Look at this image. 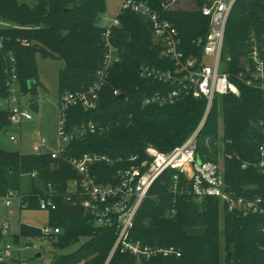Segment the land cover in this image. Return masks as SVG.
<instances>
[{
	"label": "trees",
	"instance_id": "obj_1",
	"mask_svg": "<svg viewBox=\"0 0 264 264\" xmlns=\"http://www.w3.org/2000/svg\"><path fill=\"white\" fill-rule=\"evenodd\" d=\"M162 1L149 0L177 27L182 50L200 57L202 46L198 39L205 37L210 28V19L201 9L211 0H191L194 9L170 11L160 8ZM105 10V0H0V18L13 24L11 28H0L3 44L0 93H7L12 58L23 93L34 92L36 86L42 85L38 56L65 63L58 75L59 101L66 93L87 91L103 66L104 29L97 22ZM120 19L121 26L115 29L113 42L122 60L111 68L96 106L75 105L66 114L68 130L89 122L99 124L100 128L71 142L57 159L50 153L0 148V198L10 191L22 193V177L35 172L36 177L31 176L32 188L24 198L26 209L40 210V197L52 183L57 208L48 211L49 224L59 227L61 232L47 238L57 251L51 264H264L262 216L230 212L216 198L194 196L191 183L183 176L175 190L173 169L166 170L156 180L142 201L131 237L152 247L174 246L181 252L180 256L156 255L145 259L118 249L109 258L117 238L115 228L96 227L88 214L79 216L67 208V195L73 196L72 201L77 200V195L69 192V182L75 180L80 185L81 176L66 157L98 153L114 159L112 165L100 162L90 168L99 183L108 184L120 168L131 165L128 160L131 156L144 157L147 147L169 152L182 145L206 115L208 100L191 95L172 104H145L147 97L165 94L172 86L142 78L140 65L167 67L169 64L161 56V46L154 40L149 21L132 11L125 12ZM263 35L264 0H237L226 24L222 70L239 87L240 94L215 96L197 139V158L218 162L223 155L228 190L245 198L264 196V175L253 165L259 159V147L264 141L259 126L264 121V92L246 84L238 75L246 73V65L251 62L252 38L261 46ZM122 93L125 98L119 97ZM32 106L36 108L37 102ZM8 117L7 111L0 110V130L10 127ZM245 162L249 166L243 167ZM35 180L43 187L37 186ZM19 233L39 236L41 230L21 223ZM82 238L86 240L77 249L63 252ZM3 239L0 231V242Z\"/></svg>",
	"mask_w": 264,
	"mask_h": 264
},
{
	"label": "built area",
	"instance_id": "obj_2",
	"mask_svg": "<svg viewBox=\"0 0 264 264\" xmlns=\"http://www.w3.org/2000/svg\"><path fill=\"white\" fill-rule=\"evenodd\" d=\"M120 6L115 18L110 20L105 15L101 17L100 26L104 29L102 42L104 45L103 66L97 71L96 80L87 91L66 93L59 101L58 106V143L56 148L49 146L46 138H40L34 145L33 153H50L52 158H61L68 146L74 140L81 138L86 133H95L99 124L89 122L67 129L66 114L70 107L82 105L84 108H93L99 99V92L106 84L111 68L115 63L122 60L118 48L113 42L114 31L121 26V15L132 11L149 21L153 30L155 42L161 46V56L169 64L160 67L150 64H141L139 75L148 80L168 84L172 89L165 94L147 97L145 104L158 103L160 105L175 103L183 96L191 95L195 98H206L208 100L206 115L194 133L180 146L172 151L163 152L153 146L145 150V156L133 155L128 160L131 165L120 168L112 182L102 184L91 174L90 168L96 163L106 162L110 165L116 161L107 155L98 153H86L79 158L66 157L68 161L81 176V184L70 181L69 192L77 195L73 200L71 194L67 195L69 204L82 203L85 214H88L99 228H115L116 242L110 252L109 258L120 249L121 252L130 253L138 257L150 259L156 255L180 256L181 252L174 246L152 247L143 244L131 237L137 211L142 201L147 197L156 180L168 169L175 170L173 175L174 188L176 190L180 177L191 183L192 193L199 198L213 197L218 199L230 212L244 214L253 213L262 216L264 220V196L245 198L232 190H228L222 161H201L197 158L198 134L205 124L207 114L211 108L216 95L233 93L240 94L239 87L229 79L228 73L222 70V53L224 49L226 24L229 14L237 0H211L201 11L209 17L210 28L205 37L198 39L202 46L201 56L187 55L181 48V37L174 23L152 6L149 0H119ZM178 0H163L160 8L164 11L176 9ZM3 47L0 40V49ZM264 35L263 45L260 46L256 38H252L251 50L249 52L250 63L246 65V73L240 72L238 78L250 86H256L264 92ZM209 55L214 58L213 64L205 63L203 56ZM12 67L8 70L7 93H0V110L9 114L10 127L15 131L21 130L24 121L34 118L32 109L24 104V93L18 78L15 59H11ZM249 73V75L247 74ZM116 94H120L118 90ZM264 135V121L259 123ZM102 129V127H101ZM15 143L18 137L15 133L10 135ZM121 161L118 159L117 161ZM250 163H243V167ZM253 165L264 175V141L259 147V159ZM36 177V173L31 174ZM55 189L49 183L45 195L40 197L39 206L42 210L50 211L57 208L54 200ZM17 200L19 209H26L27 200L23 193L10 191L0 198L2 204L11 207ZM9 217H17L14 209L8 211ZM20 228L21 217H17ZM11 220L0 217V231L4 239L0 242V264H29L25 255L27 250L37 248L33 240L47 242V238L59 234V227L51 226L40 228L39 236H21L18 232L12 233ZM264 232V223H263ZM40 253V252H38ZM37 253V254H38ZM36 254V257H37ZM42 255H40L41 257Z\"/></svg>",
	"mask_w": 264,
	"mask_h": 264
},
{
	"label": "rangeland",
	"instance_id": "obj_3",
	"mask_svg": "<svg viewBox=\"0 0 264 264\" xmlns=\"http://www.w3.org/2000/svg\"><path fill=\"white\" fill-rule=\"evenodd\" d=\"M33 3V1H29ZM106 10L101 14V17L105 15L112 20L116 17L120 1L119 0H105ZM191 0H180L177 4V8L184 10L194 9V5ZM101 17L97 22L101 24ZM12 23H9L0 18V28H11ZM205 63L213 64L214 58L206 55L203 56ZM39 68V80L42 85L36 86L34 92L24 93L23 102L28 105L34 114V118L29 121H24L21 130L15 131L14 128L9 127L4 130H0V148L7 151H21L25 153H31L34 151V145L40 138H46L49 146L56 148L58 143L57 128H58V106H59V71L64 67V61L60 59H43L38 56L37 59ZM37 102V107H33V103ZM223 131V121L221 117L220 132ZM15 133L18 137V142L15 143L10 139V135ZM223 160V155H220V161ZM39 183L38 181H36ZM41 184V183H40ZM33 185V179L31 175L26 174L22 177L21 192L27 194L30 192ZM42 186V184H41ZM74 187L69 186V189ZM12 208L15 210L17 217H21V222L37 226L39 228H45L49 225V212L47 210H29L19 209L17 207V200L14 199V204L11 207H7L2 204L0 200V217H8L11 220L12 233L18 232L19 220L15 217H9L8 211ZM223 220V219H222ZM82 238L81 241L67 249H64V253H70L77 249L80 244L85 241ZM33 245H37V248H31L25 252L29 264H51L55 258L57 251L51 247L50 242H40L39 240H33ZM224 242L222 241V257L224 256ZM40 252L41 257H36V254ZM59 254V252H58Z\"/></svg>",
	"mask_w": 264,
	"mask_h": 264
},
{
	"label": "water",
	"instance_id": "obj_4",
	"mask_svg": "<svg viewBox=\"0 0 264 264\" xmlns=\"http://www.w3.org/2000/svg\"><path fill=\"white\" fill-rule=\"evenodd\" d=\"M33 81L30 82V86H32ZM120 98H125V94L122 93L120 96ZM67 208L71 211H73L74 213H76L79 216H84L85 214V207L82 203L78 202L76 204H68ZM41 253L37 254V257H40Z\"/></svg>",
	"mask_w": 264,
	"mask_h": 264
},
{
	"label": "crops",
	"instance_id": "obj_5",
	"mask_svg": "<svg viewBox=\"0 0 264 264\" xmlns=\"http://www.w3.org/2000/svg\"><path fill=\"white\" fill-rule=\"evenodd\" d=\"M36 181H38V180H35V184H36L37 186H39V187H43V185L41 186V184H42L41 182L38 181L39 183H37ZM40 183H41V184H40Z\"/></svg>",
	"mask_w": 264,
	"mask_h": 264
}]
</instances>
